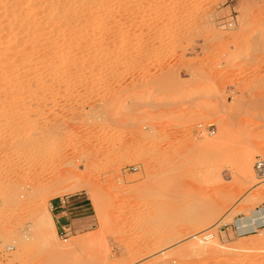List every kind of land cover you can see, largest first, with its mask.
I'll list each match as a JSON object with an SVG mask.
<instances>
[{
    "label": "rangeland",
    "instance_id": "374dc122",
    "mask_svg": "<svg viewBox=\"0 0 264 264\" xmlns=\"http://www.w3.org/2000/svg\"><path fill=\"white\" fill-rule=\"evenodd\" d=\"M109 6L76 41L49 27L35 79L37 46H0V264H264V226L237 228L264 206L240 176L264 156V0ZM59 199L82 205L66 235Z\"/></svg>",
    "mask_w": 264,
    "mask_h": 264
},
{
    "label": "bare ground",
    "instance_id": "6f19581e",
    "mask_svg": "<svg viewBox=\"0 0 264 264\" xmlns=\"http://www.w3.org/2000/svg\"><path fill=\"white\" fill-rule=\"evenodd\" d=\"M112 1L113 0H0V26L2 28V29L0 28V32L9 30V34L7 35V40L1 39L0 46L6 45L7 47V44H10L11 42L19 43L16 45V47L20 45L21 42L28 43L29 47H32L30 45L37 46L36 49L37 52L40 53V56L36 58H31L30 56H27L28 47L25 46L22 47L21 49L22 57H24L22 60H28L25 63V66H27L26 70L28 69L29 71L31 70L29 73H27L26 76L33 75L32 77L34 78L46 72L49 73L50 70L46 62L47 60H45V55L49 54V52L45 50L47 52L46 53L44 51V49L46 48L42 47L45 44L52 43L54 41L53 37L50 36L51 34L50 32H52V29H50L49 27H54L57 28L56 30H58L55 40L57 39L59 41L60 40L69 41L70 38L68 37H71L69 34L70 32H72V30H76L77 28L79 29L80 27L81 29H84L82 27H84L87 24L88 25L93 23L95 24L96 21L98 20L99 11L101 12L104 11L106 13H109L110 11L113 12L114 10L112 11L111 6H109V4ZM22 6L24 7L25 12ZM48 28L50 32L47 30ZM46 30L48 32H46ZM81 32L80 33L77 32L78 34L75 36L73 34L74 37H71V39L75 40V38H81L82 37ZM8 49L10 48L7 47L5 49H2L3 50L2 53H4V56L2 58L7 57L5 52H7ZM60 57H62V55ZM29 61H31V63H29ZM30 81L31 80L25 81V78H22V80L18 81V84L29 87ZM217 140H218L217 138L203 140L202 142L200 141L199 143L193 145V148L200 151H205L212 147L213 148L217 147L218 144ZM258 146H259V142H255L250 148L249 154L251 155L247 153L243 158L242 172L240 175L244 183L250 184V187L255 190L253 194L254 198H257L264 193V178H260L256 174L261 179L260 181L262 182L258 184L255 182V177H254L255 170L252 167V161H251L253 155L251 152H255ZM43 202L44 201L42 200V202L40 203V208L42 206L44 207V205H41L43 204ZM260 209L261 211L264 210V206L260 207ZM46 216L48 217V214ZM49 217L50 219H53L52 216L49 215ZM48 219L49 218H47V220ZM263 226H264V213L259 214L257 209L252 211L250 215H246L242 218H239V220H237V228L239 232L243 234H245V232L248 233L250 231H254L256 230V228H260Z\"/></svg>",
    "mask_w": 264,
    "mask_h": 264
},
{
    "label": "crops",
    "instance_id": "0c3cea01",
    "mask_svg": "<svg viewBox=\"0 0 264 264\" xmlns=\"http://www.w3.org/2000/svg\"><path fill=\"white\" fill-rule=\"evenodd\" d=\"M65 203H62V201ZM77 199H59L51 204V210L53 215V220L55 223V227L63 230V228H68L69 230H75L76 222L78 219H74V214L78 213V210L82 209V205L78 204ZM80 205V206H79Z\"/></svg>",
    "mask_w": 264,
    "mask_h": 264
},
{
    "label": "built area",
    "instance_id": "2783aa9c",
    "mask_svg": "<svg viewBox=\"0 0 264 264\" xmlns=\"http://www.w3.org/2000/svg\"><path fill=\"white\" fill-rule=\"evenodd\" d=\"M198 134H202L203 130L201 129V126H199V130L197 131ZM211 133V132H210ZM254 170L256 172V174L260 177V178H264V156L258 155L255 158V162H254ZM62 203H65V201L63 200ZM259 214L264 213V210L261 211V209H257ZM70 231L68 228H63V230L61 231V233H64L66 235V233Z\"/></svg>",
    "mask_w": 264,
    "mask_h": 264
}]
</instances>
